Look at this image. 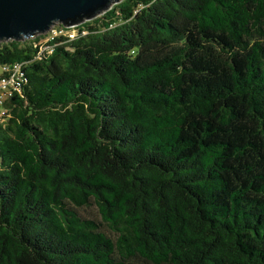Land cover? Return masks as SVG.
<instances>
[{
    "label": "trees",
    "instance_id": "obj_1",
    "mask_svg": "<svg viewBox=\"0 0 264 264\" xmlns=\"http://www.w3.org/2000/svg\"><path fill=\"white\" fill-rule=\"evenodd\" d=\"M81 30L0 41L24 63L0 264H264V0H120Z\"/></svg>",
    "mask_w": 264,
    "mask_h": 264
},
{
    "label": "water",
    "instance_id": "obj_2",
    "mask_svg": "<svg viewBox=\"0 0 264 264\" xmlns=\"http://www.w3.org/2000/svg\"><path fill=\"white\" fill-rule=\"evenodd\" d=\"M120 0H0V41L44 33L56 21L80 23Z\"/></svg>",
    "mask_w": 264,
    "mask_h": 264
},
{
    "label": "built area",
    "instance_id": "obj_3",
    "mask_svg": "<svg viewBox=\"0 0 264 264\" xmlns=\"http://www.w3.org/2000/svg\"><path fill=\"white\" fill-rule=\"evenodd\" d=\"M79 24L65 25L61 22H54L50 25L49 29L44 33V38L37 42L38 55L46 53L50 54L53 51V45L49 44V41L62 37L64 41H70L76 38L79 33H85V31H79ZM37 34V35H39ZM23 62H13L10 64L1 65L0 74V123L5 121L6 117L9 116V110L6 107L7 101L13 95H21L22 87L24 83L23 75Z\"/></svg>",
    "mask_w": 264,
    "mask_h": 264
},
{
    "label": "rangeland",
    "instance_id": "obj_4",
    "mask_svg": "<svg viewBox=\"0 0 264 264\" xmlns=\"http://www.w3.org/2000/svg\"><path fill=\"white\" fill-rule=\"evenodd\" d=\"M88 20H89V19H88ZM35 36H37V35L31 36L30 38H33V37H35ZM23 39H25V38H23ZM1 41H6V39H3V40H1ZM0 74H1V64H0ZM91 210H92V212L94 211V209H92V208H91Z\"/></svg>",
    "mask_w": 264,
    "mask_h": 264
}]
</instances>
